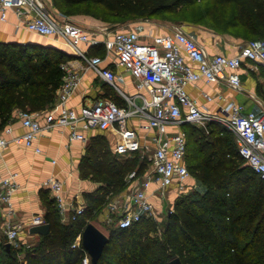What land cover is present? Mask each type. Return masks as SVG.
<instances>
[{"label": "trees", "instance_id": "16d2710c", "mask_svg": "<svg viewBox=\"0 0 264 264\" xmlns=\"http://www.w3.org/2000/svg\"><path fill=\"white\" fill-rule=\"evenodd\" d=\"M198 1L53 0L60 8L86 4L90 11L102 9L104 20L121 21L154 18ZM208 1L222 10L217 21L224 33L264 37V0ZM97 46L95 53L104 52L102 44L92 47ZM69 57L51 44L0 42V131L14 120L15 109L33 112L53 105ZM184 129L188 167L204 188L178 195L162 240L151 234L150 217L126 228L110 225L109 241L95 264H170L175 257L183 264H264V179L239 154L234 135L220 123L211 122L208 132L191 123ZM147 165L139 153L121 157L104 134L93 135L80 174L100 185L85 193L84 211L63 222L55 198L45 197L50 231L10 249L6 239L0 243V264H83L82 238L79 245L73 243L109 198L128 187L129 173L137 170L141 176Z\"/></svg>", "mask_w": 264, "mask_h": 264}, {"label": "built area", "instance_id": "2783aa9c", "mask_svg": "<svg viewBox=\"0 0 264 264\" xmlns=\"http://www.w3.org/2000/svg\"><path fill=\"white\" fill-rule=\"evenodd\" d=\"M11 9L22 18L27 30L64 40L87 62L88 68L95 70L116 90L124 102L100 97L93 103L71 106L69 100L81 85L83 75L65 62L66 74L53 105L44 112L22 110L24 132L14 134L13 125H6L5 132L13 136L0 132V148L13 142L41 153L42 148L36 144V139L45 128L68 127L70 142L88 141L91 130H113L117 135L115 151L128 155L139 153L141 158H146L148 165L141 176L137 175V170L129 173L131 188L109 201L107 222H112V216H115L118 227H129L143 217H151L156 210L154 195L157 192L159 197L166 198L170 190L180 195L196 189L197 185L190 183L192 174L186 160V123L196 124L207 132L211 122L220 123L235 135L239 154L264 179V113L248 110L235 100L213 112L200 106L187 90L189 84L201 80L207 83L224 80L240 88L239 70L245 61L264 68V37L238 45L235 54H212L207 52L195 33L183 28L148 35L126 27L99 37L70 18H57L44 0H0L1 21L8 20ZM100 44L105 48L106 57L89 52L90 47ZM108 57L119 68L131 73L135 93L130 94L124 88L123 71L103 65ZM204 96L209 101L214 99L206 91ZM42 185L54 193L62 217L69 208L73 210L72 217L84 211V204L75 206L67 202L61 179L50 176L42 181ZM18 188L15 174H0L2 227L7 242L15 247L21 245V225L13 220L16 211L13 196ZM44 222V216L38 214L28 225ZM81 238L79 235L73 246L79 245ZM83 249V264H91L90 253L85 246Z\"/></svg>", "mask_w": 264, "mask_h": 264}, {"label": "crops", "instance_id": "0c3cea01", "mask_svg": "<svg viewBox=\"0 0 264 264\" xmlns=\"http://www.w3.org/2000/svg\"><path fill=\"white\" fill-rule=\"evenodd\" d=\"M47 5L51 4L53 0H44ZM51 11V10H50ZM57 18L61 19L57 13L51 11ZM63 19V18H62ZM74 20L73 18H70ZM77 23L91 30L92 26L96 24L97 27H101L99 30V37H103L107 32L104 31L101 23L97 21H91L81 18H76ZM93 30V29H92ZM153 34H158L157 30H152ZM146 33L145 31H141ZM199 37V36H198ZM208 53H227L235 54L237 52L238 45L231 46L223 41V38L216 37L215 41L203 40L199 37ZM0 42H15V43H42L51 44L57 47H62L59 41L52 37L42 36L35 32L26 29L24 22L19 17L14 9L9 11L8 20H0ZM85 47L86 45H82ZM104 52L95 53L99 49L97 47H90L89 52L92 55L101 54L106 57L104 46H102ZM100 47V48H102ZM67 53L70 54L69 59L66 62L71 68L79 70L82 75V82L79 88L71 96L69 104L71 106L79 107L82 103H93L97 98L109 97L116 101L123 103L116 90L95 70L87 67V62L75 54L67 45L62 47ZM104 66H111L117 71H123L125 74L124 88L130 93H135V80L130 72L119 68L116 64L112 63L110 57L105 58L103 62ZM264 68L256 66L251 61H245L240 68L239 72L242 79V85L240 88L230 85L228 82L221 80L218 82L207 83L201 80L197 83H191L187 86V90L191 97L195 98L200 106L207 108L210 111H219L220 106H224L230 100H235L243 103L248 110H254L258 113H264ZM209 92L214 96V99L209 101L204 96V92ZM56 101V99H55ZM49 108V107H48ZM47 109V108H46ZM46 109L41 110L44 112ZM22 109H15L13 112L14 120L10 123L14 127V134H21L24 132L25 127L22 124L21 113ZM42 121L45 123L44 115L42 114ZM8 125V124H7ZM196 125V124H193ZM198 126V125H196ZM4 126L1 129V133L12 137V134L5 132ZM200 127V126H198ZM70 129L68 127H52L45 128L43 132L36 139V144L42 148L41 153H37L34 148L27 147L23 144L9 143L6 147L0 148V174L9 175L15 174V179L19 184L18 190L13 196L15 205V214L13 220L21 225L22 234L28 236L31 242H34L38 238V233L30 232L29 222L34 215H42L45 217L47 212V204L45 197L52 198L54 193L51 189L42 185V181L50 176L57 177L64 182L65 197L69 204L75 206L86 203L85 193L87 191L95 190L100 183L93 181L91 178H83L80 174V162L82 157L87 152L88 144L91 137L95 134H104L111 144L113 151L121 157H127L128 154L119 153L115 151L117 142V135L113 130H91L88 132V141H72L69 140ZM190 183H195L198 188L199 182L192 175ZM127 188H131L129 183ZM112 195H122L127 190ZM44 194V195H43ZM175 197L178 194L175 192ZM157 195H154V201L157 202ZM55 198V197H54ZM109 200V201H110ZM105 207L97 213L100 221H106L109 212L107 209L108 203ZM73 210L69 208L65 216L62 217L63 222H67L72 217ZM62 216V215H61ZM2 216L0 214V225L2 226ZM94 223V221H91ZM97 225V223H95ZM98 226V225H97Z\"/></svg>", "mask_w": 264, "mask_h": 264}, {"label": "rangeland", "instance_id": "374dc122", "mask_svg": "<svg viewBox=\"0 0 264 264\" xmlns=\"http://www.w3.org/2000/svg\"><path fill=\"white\" fill-rule=\"evenodd\" d=\"M47 7L55 14L57 13V15H59L61 19L73 18L77 21L76 18H81L86 20L89 19L91 21H97L101 23L102 27L105 28L104 31H106L107 33L115 31L117 29L133 27L139 31H145L148 35H150L153 34L151 29L157 30L158 32H162L183 28L187 31L195 33L203 40L215 41L216 37H219V40L220 38H223L222 40L226 41V43L230 44L231 46L240 45L254 37L251 36L249 38H242L240 36L233 35L231 32L224 33L223 31H221L218 25L217 17L218 15H222L223 12L222 10H216L212 6V3H210L208 0L198 1L194 5L181 6V8L177 12L163 13L154 18H137L131 20L129 19L126 21H121L118 19L104 20L102 18L104 15L102 9L93 8L90 11V7H88L86 4H79L72 8H60L52 1L51 4L47 5ZM67 10H70L71 14L67 15L65 13V11ZM90 26H92L91 28L93 29H91V31L96 32L99 36V30L101 27H97V25L94 23ZM58 41L62 47L67 45L66 42L62 39ZM62 47L59 48L63 49ZM262 71L264 72V70ZM261 89L264 92V86H261ZM243 164L246 165L247 163L244 161ZM198 187L201 188V190L204 188V186L200 182L198 184ZM174 194L175 192L173 190L169 191L168 196L166 198L159 197V192H157L156 194L158 203L156 204V210L151 215V220L149 222L152 226L151 234L153 236L158 237L160 240L164 238V233L169 219V215L175 210V202L178 196L175 197ZM112 217V222H107L105 220L100 221L96 214L95 216H93L92 221H94V223H97L98 227L106 234H108L110 225H113V227L117 226L115 216ZM6 239V232L4 228L0 225V243L5 242ZM20 242L21 245H28L31 243V241L28 239V236L24 234H22Z\"/></svg>", "mask_w": 264, "mask_h": 264}, {"label": "water", "instance_id": "95a60500", "mask_svg": "<svg viewBox=\"0 0 264 264\" xmlns=\"http://www.w3.org/2000/svg\"><path fill=\"white\" fill-rule=\"evenodd\" d=\"M50 231V224L44 222L41 224L32 225L30 232L38 234H47ZM82 241L85 248L91 255L92 263L98 262L103 254L104 248L109 241V236L102 231L95 223L89 222L82 233ZM7 248H11V243L7 242ZM170 264H183L180 257H175L170 261Z\"/></svg>", "mask_w": 264, "mask_h": 264}]
</instances>
